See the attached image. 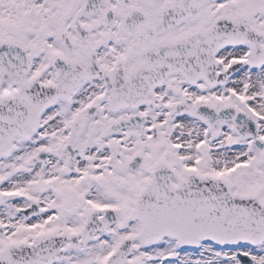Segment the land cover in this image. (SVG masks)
Here are the masks:
<instances>
[{"label": "snow or ice", "instance_id": "1", "mask_svg": "<svg viewBox=\"0 0 264 264\" xmlns=\"http://www.w3.org/2000/svg\"><path fill=\"white\" fill-rule=\"evenodd\" d=\"M0 264H264V0H0Z\"/></svg>", "mask_w": 264, "mask_h": 264}]
</instances>
